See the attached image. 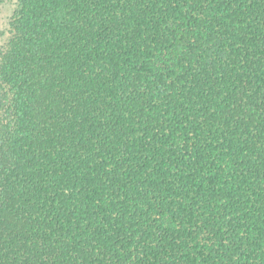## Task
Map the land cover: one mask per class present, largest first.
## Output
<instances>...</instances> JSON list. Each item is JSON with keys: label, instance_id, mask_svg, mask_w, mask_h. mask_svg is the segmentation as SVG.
Here are the masks:
<instances>
[{"label": "trees", "instance_id": "trees-1", "mask_svg": "<svg viewBox=\"0 0 264 264\" xmlns=\"http://www.w3.org/2000/svg\"><path fill=\"white\" fill-rule=\"evenodd\" d=\"M0 264H264V0H17Z\"/></svg>", "mask_w": 264, "mask_h": 264}, {"label": "rangeland", "instance_id": "rangeland-1", "mask_svg": "<svg viewBox=\"0 0 264 264\" xmlns=\"http://www.w3.org/2000/svg\"><path fill=\"white\" fill-rule=\"evenodd\" d=\"M17 0H0V46L9 36V22Z\"/></svg>", "mask_w": 264, "mask_h": 264}]
</instances>
